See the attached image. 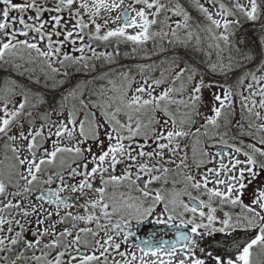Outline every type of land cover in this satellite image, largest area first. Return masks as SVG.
I'll return each instance as SVG.
<instances>
[{
	"label": "snow or ice",
	"instance_id": "snow-or-ice-1",
	"mask_svg": "<svg viewBox=\"0 0 264 264\" xmlns=\"http://www.w3.org/2000/svg\"><path fill=\"white\" fill-rule=\"evenodd\" d=\"M0 68V264L264 253V0H0Z\"/></svg>",
	"mask_w": 264,
	"mask_h": 264
},
{
	"label": "flooded vegetation",
	"instance_id": "flooded-vegetation-1",
	"mask_svg": "<svg viewBox=\"0 0 264 264\" xmlns=\"http://www.w3.org/2000/svg\"><path fill=\"white\" fill-rule=\"evenodd\" d=\"M17 2H19V0H17ZM129 2H130V0H125V3H129ZM113 15H115V13H113ZM238 35L247 36L248 45L250 47H254V48L258 47V45H259V40H258L259 33H258V30H254L250 24H245L244 25V30L239 32ZM101 45H103V44H101ZM93 46L95 47V45H93ZM149 46L151 47V45H149ZM130 47H131V45H127V46L122 45L121 46V51L122 52L123 51H128V50H130ZM104 48H105V46H104ZM104 48L99 47L98 51L99 50H104ZM108 50L111 51V48L109 47ZM258 62H259V60L257 59L256 63H258ZM132 63H134V62L125 60L124 64H132ZM249 67L250 68H254L255 64H251V65H249ZM259 74L260 73H257V75H259ZM9 75H12L14 78H16L17 80H20L23 83H28V81L25 78L15 76L14 72H11L10 70H5V68H0V81H2L3 78H5L6 76H9ZM37 75H39V73H37ZM138 79H139V77H138ZM218 79H223V78L218 77ZM41 80H42V78H41ZM42 82H43V80H42ZM227 82L228 83H232V80H229ZM31 87H33L34 89L40 90V91H45L43 88H40L39 86H36V85H31ZM47 99L50 102L53 101V99L58 100L59 99V94L58 93H53L51 91H48L47 92ZM184 199L187 200V197H184ZM152 227L153 226L151 224H145L142 227V229H141V235H144L145 233L150 231L152 229ZM260 260H264V253H261L258 248H254L253 249V261H254V264H258V262Z\"/></svg>",
	"mask_w": 264,
	"mask_h": 264
},
{
	"label": "rangeland",
	"instance_id": "rangeland-1",
	"mask_svg": "<svg viewBox=\"0 0 264 264\" xmlns=\"http://www.w3.org/2000/svg\"><path fill=\"white\" fill-rule=\"evenodd\" d=\"M100 47H101V48H104V46H103V45H100ZM122 63H125V61H122ZM127 63H128V62H127Z\"/></svg>",
	"mask_w": 264,
	"mask_h": 264
}]
</instances>
